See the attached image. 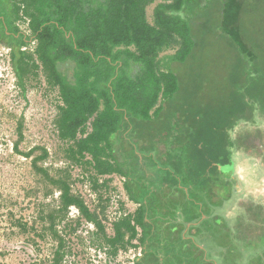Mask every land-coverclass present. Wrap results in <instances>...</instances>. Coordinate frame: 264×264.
Listing matches in <instances>:
<instances>
[{"label":"trees","instance_id":"1","mask_svg":"<svg viewBox=\"0 0 264 264\" xmlns=\"http://www.w3.org/2000/svg\"><path fill=\"white\" fill-rule=\"evenodd\" d=\"M259 1L219 0L222 33L231 46L238 47L240 54L251 60H258L260 56L249 45L247 17ZM154 2L157 3L151 23L147 7ZM184 4L185 0H16L3 8L6 17L0 18V42L9 48L17 85L25 93L28 84L42 76L48 86L58 91L54 123L59 138L66 142V159L86 169L93 168L95 174L90 178L95 189L102 186L101 175L131 176L132 171L121 164L117 151L119 137L135 135L136 127L142 125L149 130L151 138L153 131L177 113L185 116L181 121L193 128L187 132L191 138L189 165L181 171L197 179L209 173L201 183L212 191V178L221 173L225 178V168L230 171L227 177L234 172L231 147L240 143L232 138L230 129L239 120H255L249 99H260L263 105L264 81L262 78L248 92L249 96L241 98V110H228L226 115L219 113L220 110H169L183 90L181 66L188 65L195 56L198 44L191 23L177 14ZM8 12L16 17H9ZM19 21L27 23V28L22 29ZM169 49L175 52L161 56ZM69 62L73 64V80L60 68ZM258 111L264 113V110ZM201 112L210 116L205 120L211 124L212 131L208 126L204 128ZM220 114L223 117H216ZM13 119L16 135L13 153L30 158L31 168L40 182L52 193L55 189L60 192L58 206L46 215L42 205L30 224L37 236L45 238L46 230H50L52 238L57 240L51 264H62L65 259L66 240L59 233L57 219H64L71 206L80 213L77 223L81 218L91 222L99 245L107 246L114 255L121 249L137 246L134 240L138 238L139 227L142 229L140 241L146 242L151 232L152 208L149 207L153 203L161 204L160 196L151 198L147 191L133 188L132 181L127 179L126 189L139 207L116 218L112 222L113 233L108 234L104 224L106 205L89 208L83 197L73 192L69 174L53 173L46 164L49 157L46 147L22 149L25 118L14 115ZM114 134L117 137L113 139ZM165 167L160 170L164 172ZM176 198L187 203L190 196ZM186 210L185 221L198 220V216L188 217ZM19 224L31 233L29 222ZM137 263L144 262L138 257Z\"/></svg>","mask_w":264,"mask_h":264},{"label":"rangeland","instance_id":"2","mask_svg":"<svg viewBox=\"0 0 264 264\" xmlns=\"http://www.w3.org/2000/svg\"><path fill=\"white\" fill-rule=\"evenodd\" d=\"M156 3L147 7V18L151 23L154 21ZM219 3V0H185L182 9L177 12L191 23L198 44L195 56L190 58L188 65L181 66L183 90L175 106L169 110H220L219 113L224 112L226 115L228 110H241V98L249 96L248 92L254 90L262 78L264 81V0H260L247 17L249 45L258 50V60L242 56L238 47L231 46L229 39L222 33ZM19 24L22 29L27 28V23L19 21ZM173 52L175 49H169L162 52L161 56ZM60 68L73 80L71 62L62 64ZM249 101L250 110H255L252 118L255 120H239L230 129L232 138L240 143L231 147L233 174L227 177L230 171L225 168V178L211 179L213 185L218 187L216 192L207 186L203 196L193 191L190 194L192 200L198 199L199 206L203 207L197 221L201 235L206 239L201 244L200 238L192 235L194 225L187 231L188 224L184 222V232L192 237L191 241L195 245L203 248L202 251L199 248L195 254L185 253L188 257L186 261L191 255H197L200 256L199 260L212 259L209 264H264V113L258 111L264 110V103L261 105L260 99L255 97ZM58 103V91L48 86L42 76L28 84L25 93L22 91L17 85L9 48L0 42V264H51L57 245L50 230H46L45 238H41L31 229L30 224L42 205L46 215L58 206L60 192L55 189L52 193L40 182L31 168L30 158L13 153L12 144L16 138L13 131L14 115H23L25 118L22 149L46 147L49 150L46 164L53 173L69 174L73 192L80 194L89 208L93 210L106 205L104 224L108 234L113 233L112 222L116 218L134 212L139 207V203L130 198L126 189V176L117 173L101 175L99 181L102 186L95 189L90 178L95 174L93 168L86 169L66 159L67 145L59 138L54 123ZM201 116L204 128L212 127L205 120L210 116ZM183 117L180 113L168 117L159 130L151 133V138L148 136L149 130L142 125L136 127L135 135L132 133L118 138L120 146L117 151L120 152L121 164L129 172L132 171L133 188H138V184L145 179L142 178V169L138 168L142 156L148 157L152 166H158L159 169L160 166H169L181 171L183 162L186 163L183 168L189 165L187 158L191 138L187 132H192L193 128L181 121ZM216 117L223 116L220 114ZM115 137L117 134H114L113 139ZM187 176L184 183L191 179L189 174ZM144 188L147 186H142L140 190L146 191ZM183 192L188 193L186 187ZM186 196L189 197L188 194ZM161 197V204L150 206L151 215L158 217L156 242L160 245L167 244L166 238L170 237L166 227L169 222H163L161 217L175 215L179 220L173 228H178L182 222L180 220L185 218L184 209L190 207V210H186L188 217L195 213L190 198L185 204L175 200L173 207L174 201L169 194L163 192ZM79 217L78 209L71 206L64 219H57L59 233L66 240L67 253L62 264H138L137 258L144 256L145 243L140 241V227L138 238L134 240L137 246L121 249L114 255L107 246L99 245L95 226L83 218L78 224ZM204 217L205 220L201 221ZM19 222H29L31 233ZM69 225L76 229L70 230ZM152 245L155 246L153 241L147 247L149 256L154 255ZM172 248H177L182 255L180 251L184 247L181 242H176ZM179 261L180 258L172 259L170 263L178 264ZM197 261L190 258L188 263L197 264Z\"/></svg>","mask_w":264,"mask_h":264},{"label":"crops","instance_id":"3","mask_svg":"<svg viewBox=\"0 0 264 264\" xmlns=\"http://www.w3.org/2000/svg\"><path fill=\"white\" fill-rule=\"evenodd\" d=\"M187 159H189V158H187ZM139 165H138V168L140 170L142 169L141 170L142 171V178L144 177L145 179H142L143 182L138 184V188L134 187L135 189L139 190L142 186L143 187L147 186V188H144V189L148 192V194L151 196V198L153 196H160L161 197L163 195V192H164V194H169V197L171 199H173V201H174L173 207H175V200L183 203V201L179 198H176V196H178V195L179 196H184V195L186 196V194H188L190 196L191 206L194 205V207L192 209H193V212H195V213L194 214L191 213V214H193L192 216H195V217L198 216L199 217L200 211L203 212V207L199 206L198 199L196 198L197 200L194 199L196 201H193L190 194H192V191L196 195H199V196H203L204 193H206L207 186L204 188L203 184L201 183V180L203 178H208L209 173H207L206 176H204L203 178L197 179L195 177H192L191 174H189L188 172H183V171H178V170L175 171L174 169H172L169 166L165 167V171L162 172L157 166H152V163L149 161V158L144 157V156L141 157ZM182 165L184 166V165H186V163L183 162ZM161 168H163V167H161ZM219 168H220L219 169L220 172H223V168H221V167H219ZM188 174L191 176L190 177L191 179L188 180V183H184L185 178L189 177V176H187ZM132 178H133L132 175H131V177H127L128 180H132ZM219 178H221V179L224 178L222 173L220 174V176L219 175L216 176V180ZM184 187H186V190H188V193L183 192ZM189 188H191V190ZM216 191H218V187L214 186L213 192H216ZM147 192H145V194ZM166 196H168V195H166ZM160 200L162 202V197ZM218 203H219V201L216 203V205H218ZM154 207H155V205H154ZM149 208L151 209V207H149ZM187 209L190 210V207H188ZM214 211H216V210H214ZM214 211H212V212H214ZM216 217H219V216H216ZM157 218L158 217L156 215L154 216V215L150 214V219H151L150 220V224H151L150 225L151 226L150 237H148L146 242H145L144 256L142 258H140L143 260V262H144L143 264H172V263H170V260L177 259V258H180V261L178 262V264H190V263H188L190 258L198 259L197 264H209L212 262V259L203 260L204 258H202L201 260H199L200 256H197V255L194 256L191 254H190L191 256H190L189 260H187V261L185 260V258H188V257H186V255H184L185 253H187V254H189L188 252L194 253V252H197L199 248L201 251L203 249L201 246L195 245L193 243V240L191 241L192 237H190V235H188V233L184 232L186 223L188 224L187 231H188V229L191 228V225H194L195 231L192 233V235H195L198 238H200L201 244H202V241H205V239H206L205 237H203L201 235V231H200L201 227L199 228L197 219L192 220V221L191 220L190 221L180 220V221H182V222H180L181 223L180 226L178 225L179 226L178 228H173V225H175L176 222L178 223V221H177V220H179L178 217H176L175 215L173 216L172 214H170L169 218L168 217H165V218L161 217L163 222H165V223L169 222L166 224V227L168 229V234L170 235V237L166 238V239H168L166 241V242H168L167 244L161 243L162 245H160V244H157V242H156V237H157V233H158V230H157L158 221H156ZM203 220H205V217L201 221H203ZM184 222H186V223H184ZM193 222L195 224H193ZM173 235H176L175 240L170 239L171 236L173 237ZM152 241H153V244H155V246L152 245V247L154 248L152 250L154 252V255L149 256L150 251H148L147 247L149 246V244ZM187 241H190L191 244L189 242H188L189 244H187L186 243ZM176 242H179V243L181 242L183 244L184 248H182V250L180 251V253H182V255L179 254V252H178L179 250H177V248H175V250L172 248V246ZM201 251L199 252L200 254L202 253ZM216 253L214 252V254H216Z\"/></svg>","mask_w":264,"mask_h":264},{"label":"flooded vegetation","instance_id":"4","mask_svg":"<svg viewBox=\"0 0 264 264\" xmlns=\"http://www.w3.org/2000/svg\"><path fill=\"white\" fill-rule=\"evenodd\" d=\"M13 1H16V0H0V18L6 17V14L3 12V8L6 9L5 7H6L7 3H12ZM9 10H11V9H9ZM8 16L9 17H16V14H14V13L9 14V12H8Z\"/></svg>","mask_w":264,"mask_h":264}]
</instances>
